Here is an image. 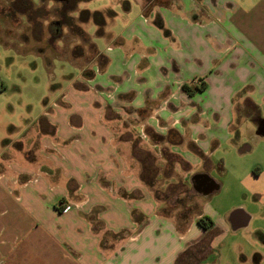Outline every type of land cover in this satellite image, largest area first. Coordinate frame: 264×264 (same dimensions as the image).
<instances>
[{"label": "crops", "instance_id": "obj_1", "mask_svg": "<svg viewBox=\"0 0 264 264\" xmlns=\"http://www.w3.org/2000/svg\"><path fill=\"white\" fill-rule=\"evenodd\" d=\"M165 6L154 8L156 22L140 16L101 52L91 41V64L61 73L42 108L0 138V264H220L231 255L262 263L264 226L255 228L253 258L245 237L264 210L218 214L206 203L178 223L155 185L176 175L189 184L197 173L213 182L206 170L215 152L235 145L245 123L264 137L256 107L264 102V0L230 17L192 1ZM196 40L207 64L246 76L231 87L222 71L183 62ZM196 78L203 90H181ZM217 188L199 191L201 199ZM202 216L212 224H198Z\"/></svg>", "mask_w": 264, "mask_h": 264}, {"label": "rangeland", "instance_id": "obj_2", "mask_svg": "<svg viewBox=\"0 0 264 264\" xmlns=\"http://www.w3.org/2000/svg\"><path fill=\"white\" fill-rule=\"evenodd\" d=\"M175 1H180L181 4L192 1L198 8L202 6L214 13L223 9L230 17L235 15L237 9L249 10L259 0H84L76 4L72 13L67 12L68 16L74 17L72 27L59 22L56 8L61 4L57 0H45L43 4L33 0L34 10L25 12L26 0H0L1 140L13 134L26 122L28 116L36 114L42 108L52 83L60 79L61 73H69L70 67L92 62L90 60L96 56L92 42L101 52L129 23L136 22L140 16L142 20L146 18L156 22L154 8L164 6L165 8L161 7L164 9L162 11H166L168 8L165 5ZM81 10L100 13L102 25L98 26L93 19L77 21L76 16ZM195 13L198 15V11ZM226 25L238 36L237 27L233 23ZM81 31L88 35L87 41L86 35ZM198 41L192 45L195 49H186L180 54L183 62L191 58L194 61L191 63L192 67L222 71L231 87L246 76L245 70L221 68L214 59L208 60L207 64L204 59L205 49L200 44L201 41ZM211 41L209 38L206 40L209 49L219 51L218 45ZM194 82V85H199L205 83V80L196 78ZM256 107L257 111L264 114V102ZM241 128L240 140L234 146L225 143L219 147L212 166L206 170L213 182L218 184L217 191L207 198L201 199L199 191L193 188L191 182L184 185L179 175L172 178L177 182L170 183L169 179L162 178L161 183L155 185V194L160 200L161 208L178 223H182L188 212L190 216L199 213L206 203L218 214L228 212L232 206H241L249 214L264 210V196L261 197L264 194V137L255 134L253 127L247 123ZM233 137L234 135L232 139ZM259 225L264 226V222L259 223L255 216L249 224L251 232L245 237L250 243L246 252L248 258H253L254 252H257L254 251L255 228ZM230 237L231 233L225 237L224 244L231 242ZM260 252L264 254V247H261ZM234 258L231 255L220 264H239ZM261 262L264 264V258Z\"/></svg>", "mask_w": 264, "mask_h": 264}, {"label": "trees", "instance_id": "obj_3", "mask_svg": "<svg viewBox=\"0 0 264 264\" xmlns=\"http://www.w3.org/2000/svg\"><path fill=\"white\" fill-rule=\"evenodd\" d=\"M38 1L40 2V4H43L45 0H38ZM57 1L61 4L60 7L56 8L58 16L60 17L59 22L62 25L72 27L74 17H73V15L68 16L67 12L72 13L75 10L76 4L79 1H84V0H57ZM32 2H33V0H26V3H25L26 9H24V12L29 11V10H34L33 6H32ZM35 11H37V9ZM76 19L79 22H86L89 19H93V21L98 26H101L103 23V19H102V16L100 13H98V12L91 13L88 10L79 11L77 16H76ZM57 24H59V23L57 22ZM81 33L86 35L85 40L87 41L88 35L84 31H81ZM89 73L90 72H88V74ZM181 87H182V90L185 91L187 94L193 95L195 92L203 90L205 87V83L202 82L199 85H194L193 87H190L186 84H183ZM198 224H200L202 227L206 228L212 224V221L209 219V217L202 216L198 219Z\"/></svg>", "mask_w": 264, "mask_h": 264}, {"label": "flooded vegetation", "instance_id": "obj_4", "mask_svg": "<svg viewBox=\"0 0 264 264\" xmlns=\"http://www.w3.org/2000/svg\"><path fill=\"white\" fill-rule=\"evenodd\" d=\"M191 185L197 191H213L214 183L204 174H194L191 179Z\"/></svg>", "mask_w": 264, "mask_h": 264}, {"label": "water", "instance_id": "obj_5", "mask_svg": "<svg viewBox=\"0 0 264 264\" xmlns=\"http://www.w3.org/2000/svg\"><path fill=\"white\" fill-rule=\"evenodd\" d=\"M214 188H216V184H214V187H213V189H214Z\"/></svg>", "mask_w": 264, "mask_h": 264}]
</instances>
